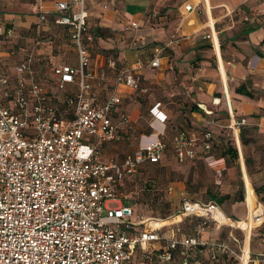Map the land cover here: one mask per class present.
<instances>
[{
    "label": "built area",
    "instance_id": "built-area-1",
    "mask_svg": "<svg viewBox=\"0 0 264 264\" xmlns=\"http://www.w3.org/2000/svg\"><path fill=\"white\" fill-rule=\"evenodd\" d=\"M183 8L188 12L193 6L186 1ZM87 17L86 0L55 1L51 12L39 15L40 23H50L53 30L36 29L13 64L6 62L15 53L9 40L23 36L0 20V264H169L176 256L177 264H249L250 250L245 253V243L233 231H245L246 237L263 224L261 203L251 220L248 212L243 219L251 222L248 228L211 201L182 198L166 218L139 215L127 203L120 190L141 163L159 161L169 144L178 162L194 159L198 148L210 149L214 120L207 119L197 133L181 130L167 142V118L156 103L150 113L163 126L159 132L141 134L121 162H103L104 143L129 140L133 124L124 113L118 123L112 121L121 104L115 87L103 99L94 93L105 74L91 66L99 37L89 30ZM137 27L130 21L123 31ZM59 29L73 48L75 64L57 58ZM161 51L156 48L149 60L127 69L108 59L115 86L138 90L140 70L158 67ZM245 122L241 118L230 127ZM204 162L218 159L208 155ZM222 167L214 165L218 177ZM162 220L167 224L158 223ZM211 228L228 231L202 240Z\"/></svg>",
    "mask_w": 264,
    "mask_h": 264
},
{
    "label": "crops",
    "instance_id": "crops-1",
    "mask_svg": "<svg viewBox=\"0 0 264 264\" xmlns=\"http://www.w3.org/2000/svg\"><path fill=\"white\" fill-rule=\"evenodd\" d=\"M55 1L69 0H0V20L7 25H13L17 32L37 29L43 33L53 30L50 23H40L39 15L41 12H51ZM186 1L193 6V9L188 12L183 8ZM86 10L89 28L108 29H105L107 30L106 38L98 39L97 44L102 51L98 53L95 51L91 59L93 68L103 71V68L107 66V60L113 59L119 69H127L135 61L146 59L150 53L153 55L156 48H162L163 51L164 47H169L174 58L180 56L177 58L181 62L177 61L180 66L179 71L186 70L182 79L189 101L196 103L204 113L206 111L216 113L217 120L214 119V124L210 126L215 140L219 141L220 130L231 129L236 146L240 147L239 127L231 128L230 125L241 118L246 119L245 125L256 126L258 131L264 134V0H110L106 4L105 0L102 2L86 0ZM155 17H158V23L156 26H151L149 20ZM245 17L248 19L245 20ZM130 21H136L138 27L131 30L132 33L128 32L131 34H127V38L122 40L123 28ZM164 25L167 27L164 28ZM248 28L253 29L248 31ZM210 32L213 33L212 37H207ZM167 33L169 37L166 40ZM30 37L24 35V38L12 40L11 43H17V47L11 60L7 59V63L13 64L22 56L24 48L27 49L28 44L34 39ZM164 38L165 45L160 46L162 41L160 39ZM162 51L159 54L158 67H144L140 70L142 79L154 77L153 82L170 79L172 74L167 72V69L171 67L170 59L169 56L163 55ZM41 52L46 54L45 58L49 57V49ZM101 52H107L110 56ZM60 56L58 54L57 58L59 59ZM71 58L74 59L72 64H75V58ZM143 73L146 74L145 78ZM108 78L101 86L94 88V93L98 98L103 99L115 87L121 96V104L112 114V121L119 122V113L129 115L133 131L128 141H132L133 132L137 129L143 115L136 103L132 102L124 106V102L127 98H131V93L135 90L123 85L115 86L112 76ZM243 83H246L254 92L253 98L235 92V89ZM215 98L219 99L218 104H213ZM164 111L162 112L166 115L167 110L164 109ZM260 113L262 115L258 118L253 117ZM190 115L191 122L197 127H190L186 123L181 126L186 128V131L197 133L207 118L199 112H190ZM163 126L165 128V123ZM163 126L157 120L152 122V128L157 130L156 132H159ZM116 143L118 142H106L101 147L100 154L103 162L110 160L121 162L127 154L136 149L119 152V157V145ZM168 155L166 148L162 159H166ZM239 161L243 183H247L245 185L246 204L236 203L231 206L230 212L242 218L247 212L249 216L247 198L252 195L250 201L253 198L254 203L255 200L250 185L252 182L264 183V169L253 172L249 177L242 155ZM223 162L225 159L219 157L220 166ZM226 171L230 179L236 178L234 167H227ZM180 184L169 185L171 190L167 193H173L170 199L177 193L183 194ZM173 187H175L174 191ZM227 231L228 229L223 228L218 232L211 228L201 235V239L205 240L210 236L224 237Z\"/></svg>",
    "mask_w": 264,
    "mask_h": 264
},
{
    "label": "rangeland",
    "instance_id": "rangeland-1",
    "mask_svg": "<svg viewBox=\"0 0 264 264\" xmlns=\"http://www.w3.org/2000/svg\"><path fill=\"white\" fill-rule=\"evenodd\" d=\"M102 2V0H99ZM102 5V4H101ZM151 20V19H150ZM149 23L151 25V21ZM126 26V25H125ZM124 26V27H125ZM151 26H156L155 24ZM164 28L167 25L163 26ZM93 28V27H92ZM35 31V30H34ZM33 29L30 31H22L21 38H24V35L31 36L30 38H34L36 32ZM131 32L132 31H128ZM123 32L122 40L127 38V34L131 33ZM167 38L169 34L167 33ZM121 37V34H120ZM133 38V36H132ZM14 38H11L9 42H12ZM162 40L160 46L165 45V38ZM152 44V43H149ZM157 44V43H155ZM153 47V46H150ZM99 51H102L100 48ZM171 49L169 47H164L163 55H170ZM149 52H152L149 50ZM106 56H110L107 52H102ZM152 54H148L146 59L142 60L145 62L151 58ZM68 57H74L72 52H69ZM171 57V56H170ZM170 68L167 69V72L171 73L170 79H163L160 82H153L154 77H147V79H143L142 87L146 89V91H134L131 93V98H127L124 102V106L128 103H136L139 107V111L141 115H143L141 121L138 123L137 129L133 132L134 138L132 141L121 140L116 143L119 145V157L120 153L123 151H131L132 149L137 147L138 136L140 134H149L151 132H156L152 128V122L155 120L153 115L150 113V109L152 105L157 102H161L160 109L162 111L167 110V119L165 120L166 126V134H171L177 129L179 126L184 125L185 123L191 121V115L187 113L191 102L189 101L185 89V83L183 82V70L179 71L180 66H176L177 69L174 68V64L172 65V61H176L177 58L173 56L170 58ZM13 61V60H12ZM181 63V62H180ZM143 70V69H142ZM146 74L143 73V77L145 78ZM188 104V105H186ZM165 112V111H164ZM186 115L188 117H186ZM219 135V140L227 143V142H235L233 130L231 129H222ZM137 139V140H136ZM134 142L135 144L131 143ZM246 149H244L245 151ZM238 159L240 160L242 155L241 146L237 148ZM247 152H250L247 149ZM220 150L215 151V155L217 159H219ZM101 155V154H100ZM218 163H206L200 162L197 165L190 164H176L172 159L171 155H168L165 160H163L160 164H145L143 169L136 173L134 177H132V181H127L123 188H121L120 192L125 194L127 203H129L135 211L139 215L158 217V218H166L174 213L176 208L181 203L182 198H189L192 200H200V201H209L205 196V191L207 188H213L223 192H231L234 194V197H237L238 186L243 185V194H244V204H246V190L245 185L247 183H243L242 174L240 171V161L239 165L234 164L236 178L231 181L228 178L226 168L230 167L229 162L225 160L222 163L221 167L223 168L221 173L222 177H218L216 171L214 170V165ZM253 164V163H252ZM262 163L259 162V159L255 161L254 168L261 166ZM250 168V167H249ZM220 181V182H218ZM262 181V179H259ZM172 183L180 184V190L182 189L183 194L179 195L178 193L170 199V196L173 194H168L166 192L167 186ZM252 186V187H251ZM255 182L251 183L250 189L252 194L255 196V204L250 201L251 196L247 198L249 205V217H252V207L253 205H258L261 203L264 207V203L259 199V196L254 191ZM253 188V189H252ZM175 187H173L174 191ZM179 190V191H180ZM254 191V192H253ZM248 192V191H247ZM248 194V193H247ZM250 195V194H249ZM248 217V216H247ZM245 217L238 218L235 220H243ZM190 226L185 225L183 230L185 232H190ZM264 223L252 229L249 238V247L246 248V252L250 249V263L249 264H264ZM234 234L237 238L240 239V243H245V231H240L239 229H235ZM226 235V233H225ZM240 244V245H241ZM258 253H261L260 255ZM234 263V261H232Z\"/></svg>",
    "mask_w": 264,
    "mask_h": 264
},
{
    "label": "trees",
    "instance_id": "trees-1",
    "mask_svg": "<svg viewBox=\"0 0 264 264\" xmlns=\"http://www.w3.org/2000/svg\"><path fill=\"white\" fill-rule=\"evenodd\" d=\"M107 2H110V0H105V4ZM150 21L152 22L151 25H153V24L156 25L158 23V17L151 18ZM105 29H107V28H104V29L101 28V27H94L93 29L89 28V30H91L98 37H101V38H106V36H107L106 32H107L108 29L107 30H105ZM252 29L253 28H248L247 30L251 31ZM57 35H58L57 36L58 37V48L56 47V49H55L56 53H58L59 56L61 55L60 56L61 60H65L66 59V60L70 61V63H72L74 61V59L71 58V57H68V54H69V52L73 53V48H72V46L69 45V41H68L66 33L62 32L61 29H59L58 32H57ZM98 46H99L98 44L95 46V51L97 53H98V51L100 49ZM14 47H17V44H15ZM172 54L173 53L170 52V55L167 54V56H169V57L171 56L172 57ZM177 61H178V63L180 62L179 60H176L175 62L172 61V65L174 64V68L175 69H177V67H176L178 65ZM116 68L119 69L117 64H116ZM103 72L105 74V79H104L105 82L107 81V79H109L108 77L112 76V79H114L115 70L111 69L108 65L105 66V68H103ZM108 72H111V73H108ZM183 73H184L183 75L186 74V70L185 69L183 70ZM142 81H143V79L141 78V80H140V85L141 86H140V88L138 90H135V91H143V92L146 91V89H143V87H142ZM96 87L97 86H95L94 88H96ZM235 92L239 93V94H243V95L248 96L250 98H253L255 96L254 92L251 89H249V87H248V85L246 83L245 84L243 83V84L239 85L235 89ZM157 103H159L161 105V102H157ZM155 104L156 103H154L152 105V107ZM186 105H188V104H186ZM190 112H199L203 116H205L207 119H213V120L215 119V120H217L216 113L212 112V114L207 115L196 105V103H191V105L189 106V108L187 110V113L190 114ZM260 115H262V114L261 113L260 114H256V115H253V117L258 118ZM263 115H264V112H263ZM186 117H188V116L186 115ZM245 121H246V119H245ZM186 124L190 125V127H194V128L197 127L191 121L187 122ZM181 130L182 131L183 130L186 131V128H184L183 126H179L177 129H175V131L173 133L168 135V134L165 133L166 132V126H165L163 139L165 141L169 142L170 139L174 135H176L177 132H179ZM132 131H133V129L131 130V133H132ZM238 139H239L240 146H241V149H242V158H243V162H244V165H245V169H246L247 174L250 177L253 172H258V171H261V170L264 169V134L259 132L256 126H251L249 124L248 125L247 124L246 125L243 124V125L239 126ZM244 149H246V150L244 151ZM247 149H249L250 152H247ZM216 150H220L219 157H223L226 161H228L229 162V166L234 167V164L239 165L237 146H236L235 142L224 143V142H222L220 140L219 141L215 140V138L213 137L211 139V146H210L209 150L205 151L202 148L197 149L196 150V157L193 160H186L185 159L181 163L178 162L172 145L169 144L168 147H167V151L169 152V155H171L172 159L174 160V162L176 164H190V163H192L193 165H197L200 162L203 163L204 162V157H206L208 155L216 157L217 156V155H215V151ZM258 159H259V162L262 163V165L257 167V169H255L254 168V164H255V161L258 160ZM163 160H165V159L161 158L157 162L145 161V162L141 163L138 166L137 172L140 171L141 168L143 169V166L145 164L146 165L147 164H160ZM136 173L133 176H131L129 179H126L125 183L127 181H132V177H134L136 175ZM219 177H222V173L220 174ZM230 180L233 181L232 179H230ZM125 183H124V185H125ZM220 184H221V182H220ZM255 185L256 186L253 187L254 191L257 194V196H259V199L264 203V183H259V184L255 183ZM220 190H221V188L219 189V191L216 190V189L213 190V188H207L206 191H205V196L207 197V199L209 201L214 202L215 204H217L220 207V209L222 210V212L227 217H229L231 219H238L239 217L231 214L230 209H231V206L236 204V203H244L243 202L244 201L243 185L238 186L237 197H234V194L231 193V192H223V191H220ZM263 230H264V228H263ZM258 254L260 255L261 253H258ZM177 261H178V257L176 256L174 258V261L169 263V264H177Z\"/></svg>",
    "mask_w": 264,
    "mask_h": 264
},
{
    "label": "bare ground",
    "instance_id": "bare-ground-1",
    "mask_svg": "<svg viewBox=\"0 0 264 264\" xmlns=\"http://www.w3.org/2000/svg\"><path fill=\"white\" fill-rule=\"evenodd\" d=\"M248 204V203H247ZM254 204H255V200H254ZM249 206V205H248ZM254 207H255V205H253V207H252V214H253V209H254ZM248 219H252V217L250 218L249 216H248ZM250 222V221H249ZM158 223H162L163 225L164 224H167V220H162V221H160V222H158ZM250 224H251V222H250ZM249 223H246V221H244V220H241L240 222H239V226L240 227H250L251 225H250ZM250 236V232H246V237H245V247H244V251L246 250V248L249 246V237ZM245 253H246V251H245Z\"/></svg>",
    "mask_w": 264,
    "mask_h": 264
}]
</instances>
